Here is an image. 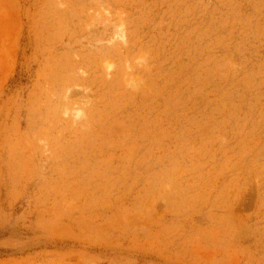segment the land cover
<instances>
[{"label": "rangeland", "instance_id": "1", "mask_svg": "<svg viewBox=\"0 0 264 264\" xmlns=\"http://www.w3.org/2000/svg\"><path fill=\"white\" fill-rule=\"evenodd\" d=\"M0 264H264V0H0Z\"/></svg>", "mask_w": 264, "mask_h": 264}]
</instances>
